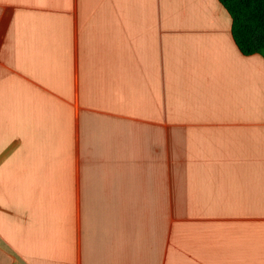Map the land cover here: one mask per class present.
<instances>
[{
	"label": "crops",
	"instance_id": "obj_1",
	"mask_svg": "<svg viewBox=\"0 0 264 264\" xmlns=\"http://www.w3.org/2000/svg\"><path fill=\"white\" fill-rule=\"evenodd\" d=\"M0 264H264V56L217 0H0Z\"/></svg>",
	"mask_w": 264,
	"mask_h": 264
},
{
	"label": "trees",
	"instance_id": "obj_2",
	"mask_svg": "<svg viewBox=\"0 0 264 264\" xmlns=\"http://www.w3.org/2000/svg\"><path fill=\"white\" fill-rule=\"evenodd\" d=\"M231 20V36L243 56H264V0H217Z\"/></svg>",
	"mask_w": 264,
	"mask_h": 264
}]
</instances>
